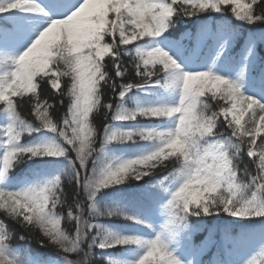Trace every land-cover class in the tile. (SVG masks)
Masks as SVG:
<instances>
[{
	"label": "snow or ice",
	"instance_id": "6c2138e0",
	"mask_svg": "<svg viewBox=\"0 0 264 264\" xmlns=\"http://www.w3.org/2000/svg\"><path fill=\"white\" fill-rule=\"evenodd\" d=\"M0 264H264V0H0Z\"/></svg>",
	"mask_w": 264,
	"mask_h": 264
},
{
	"label": "trees",
	"instance_id": "16d2710c",
	"mask_svg": "<svg viewBox=\"0 0 264 264\" xmlns=\"http://www.w3.org/2000/svg\"><path fill=\"white\" fill-rule=\"evenodd\" d=\"M246 2H248V0H245ZM235 47V46H234ZM103 121V116L102 115H98L96 116V119H95V123L97 124V126H99V124ZM120 148H126L127 146L125 145H120L119 146ZM124 153H130V156H125V157H132L136 154H138L137 150H136V146H132L131 148H128L127 151L121 153V152H116L115 155H126ZM118 187H124L123 185L121 186H118ZM113 219V222L118 225L121 229H127L129 231H137L138 229L135 228L134 226H132L131 222L130 221H124L123 218H112ZM15 243V241L13 242ZM32 248H33V251L35 252H39V251H42L38 245H35L33 244L32 245ZM114 251L115 253H118V254H123V249L122 248H118V249H114L112 250Z\"/></svg>",
	"mask_w": 264,
	"mask_h": 264
},
{
	"label": "rangeland",
	"instance_id": "374dc122",
	"mask_svg": "<svg viewBox=\"0 0 264 264\" xmlns=\"http://www.w3.org/2000/svg\"><path fill=\"white\" fill-rule=\"evenodd\" d=\"M242 2H244V1L242 0Z\"/></svg>",
	"mask_w": 264,
	"mask_h": 264
}]
</instances>
